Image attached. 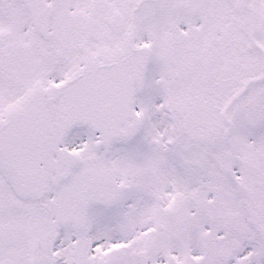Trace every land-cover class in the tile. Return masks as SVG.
<instances>
[{"label":"snow or ice","instance_id":"6c2138e0","mask_svg":"<svg viewBox=\"0 0 264 264\" xmlns=\"http://www.w3.org/2000/svg\"><path fill=\"white\" fill-rule=\"evenodd\" d=\"M0 264H264V0H0Z\"/></svg>","mask_w":264,"mask_h":264}]
</instances>
